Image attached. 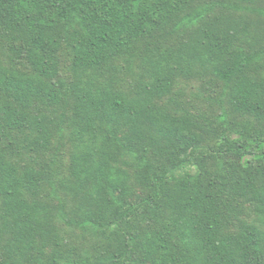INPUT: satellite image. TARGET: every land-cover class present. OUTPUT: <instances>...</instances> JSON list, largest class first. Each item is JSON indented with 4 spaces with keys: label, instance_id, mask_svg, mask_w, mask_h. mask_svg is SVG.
<instances>
[{
    "label": "trees",
    "instance_id": "obj_1",
    "mask_svg": "<svg viewBox=\"0 0 264 264\" xmlns=\"http://www.w3.org/2000/svg\"><path fill=\"white\" fill-rule=\"evenodd\" d=\"M0 264H264V0H0Z\"/></svg>",
    "mask_w": 264,
    "mask_h": 264
}]
</instances>
